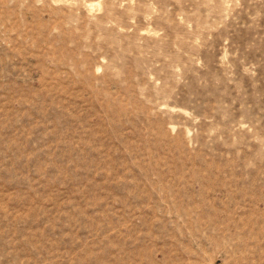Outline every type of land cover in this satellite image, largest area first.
Listing matches in <instances>:
<instances>
[{
	"label": "rangeland",
	"instance_id": "1",
	"mask_svg": "<svg viewBox=\"0 0 264 264\" xmlns=\"http://www.w3.org/2000/svg\"><path fill=\"white\" fill-rule=\"evenodd\" d=\"M0 264H264V0H0Z\"/></svg>",
	"mask_w": 264,
	"mask_h": 264
}]
</instances>
